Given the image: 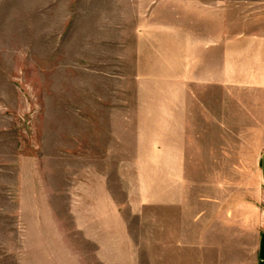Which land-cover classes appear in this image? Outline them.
I'll return each mask as SVG.
<instances>
[{"label": "rangeland", "instance_id": "374dc122", "mask_svg": "<svg viewBox=\"0 0 264 264\" xmlns=\"http://www.w3.org/2000/svg\"><path fill=\"white\" fill-rule=\"evenodd\" d=\"M256 27L264 0H0V264H111L86 234L103 191L135 264H256L264 134L192 138L217 161L180 205L164 137L199 57Z\"/></svg>", "mask_w": 264, "mask_h": 264}, {"label": "crops", "instance_id": "0c3cea01", "mask_svg": "<svg viewBox=\"0 0 264 264\" xmlns=\"http://www.w3.org/2000/svg\"><path fill=\"white\" fill-rule=\"evenodd\" d=\"M212 45L210 57L202 61L199 57L197 62L200 86L196 94L184 87L185 76L181 107L171 114L168 107L165 112V167L171 205L181 204L185 180L191 172H197L198 178H206L210 169L207 160L216 159L205 152L191 154L188 145L192 138L196 136L194 142L199 145L212 143L209 139L220 144L219 141L231 138L232 134L236 137L237 129L242 127L264 134V28L256 27L251 34L230 36ZM195 95L198 97L196 113ZM257 175L259 190L264 195V148L258 160ZM103 192L101 200L93 204L101 206L104 216L87 221V238L99 244V255L112 259L111 264H135V246L127 225L117 205ZM91 224L93 229L89 231ZM256 257V264H264V228L257 240Z\"/></svg>", "mask_w": 264, "mask_h": 264}]
</instances>
